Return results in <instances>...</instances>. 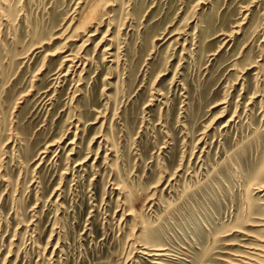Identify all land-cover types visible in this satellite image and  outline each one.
Instances as JSON below:
<instances>
[{
  "label": "rangeland",
  "instance_id": "1",
  "mask_svg": "<svg viewBox=\"0 0 264 264\" xmlns=\"http://www.w3.org/2000/svg\"><path fill=\"white\" fill-rule=\"evenodd\" d=\"M263 252L264 0H0V264Z\"/></svg>",
  "mask_w": 264,
  "mask_h": 264
},
{
  "label": "bare ground",
  "instance_id": "2",
  "mask_svg": "<svg viewBox=\"0 0 264 264\" xmlns=\"http://www.w3.org/2000/svg\"><path fill=\"white\" fill-rule=\"evenodd\" d=\"M257 249H258V247H257ZM259 250H261V249H259ZM258 250V251H259ZM264 253V252H263ZM160 254V253H159ZM264 257V256H263ZM248 262V264H254V263H251L252 261H251V259H250V261H247ZM247 262H245V263H247ZM263 263H264V260H263ZM258 264H261L259 261H258Z\"/></svg>",
  "mask_w": 264,
  "mask_h": 264
}]
</instances>
